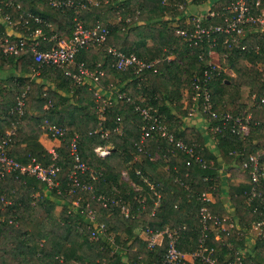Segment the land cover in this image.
<instances>
[{
  "label": "trees",
  "instance_id": "obj_1",
  "mask_svg": "<svg viewBox=\"0 0 264 264\" xmlns=\"http://www.w3.org/2000/svg\"><path fill=\"white\" fill-rule=\"evenodd\" d=\"M79 1L89 5L88 0ZM93 1L88 8L76 9L54 7L48 0H2L0 15H10L14 28L20 29L23 35L40 27L46 35H56L54 42L62 37L70 38L76 21L88 28L97 22L105 25L108 34L103 46L81 47L75 54V62H84L91 69L99 63L105 71L101 78L103 86L110 83L133 99L139 93L148 96L149 103L157 113L164 115V121L176 138H182L187 144L198 143V151L207 164L202 167L192 161L187 165L188 155L158 133L139 143L142 116L131 101L117 98L115 92L112 103L106 105L103 118L99 119L98 101L88 80L78 82L62 68L49 63L36 74V63L29 50L13 55L0 51V69L5 71L0 74V140L7 128L15 127L9 136L7 153L20 162L35 157L47 163L48 149L39 141V136L45 132L40 127L41 122L46 118L67 128L65 138H57L59 145L55 148L60 167L55 176L57 186L47 187L45 182L27 174L18 177L8 174L0 178V196L9 200L8 203L0 200V264H139V261L152 264L161 259L166 250L167 236L162 235L158 244L149 249L137 232L147 226L154 230L176 228L179 248L192 252L197 247L193 240L199 234L200 207L204 205L212 214L222 217L220 214L226 212L225 195L233 204L237 220L233 221L234 227H228V233L213 226L207 234L206 248L214 247L218 264L232 261L239 254L241 262L238 264H261L253 255H246L244 247L248 230L264 219V179L259 187L263 199L254 197L248 203L251 184L239 165L250 152L264 146V100H261L264 98V69L258 64L262 54L253 50L257 43L264 47V38L248 33L245 40L239 42H246L248 50L221 42L214 47L221 54V68L228 66L235 73L228 75L220 69L217 79L210 83L214 109L233 114L243 111L240 101L243 85L248 87L249 94H255V100L250 109L249 133L240 137L224 129L212 138L214 147L211 148L206 143L211 133L203 135L194 127L185 126L180 118L181 115L185 118L194 105L191 77L206 66L209 47L206 42L202 48L190 45V41L175 33V28L184 25L193 28L191 23L187 24L190 17L185 11L189 4H199L201 0ZM228 1L215 0L213 8L221 11V6ZM28 12L32 16H24ZM118 13L123 18L112 23L110 19ZM126 15L131 18L128 22L124 19ZM218 20V17H208L202 22L209 24ZM7 28L8 25L0 22V36L6 35ZM108 44L147 60L159 58L157 72L149 69L136 76L129 70H116L104 49ZM168 54L173 55L172 60L165 59ZM185 88L187 102L184 104L181 98ZM20 97L23 98L21 113L15 110ZM40 99L46 101L48 107L42 115H36L34 111ZM98 120L109 130L105 138L99 132L92 133ZM115 127H121V132L113 130ZM74 133L79 136L81 158L98 172L96 179H92L89 170L79 173L81 180L93 185V191L80 190L68 181L73 163L68 140ZM98 144L110 145V153L103 157L97 155L93 148ZM155 153L158 157L153 158ZM122 169L128 173V179L122 177ZM238 170L246 180L234 183L232 178ZM202 192H210L214 200H202ZM99 193L109 196L108 206L92 197ZM114 198L130 206L129 216L121 212L119 205L111 203ZM74 200L78 201L77 205L73 204ZM60 201L62 206L55 214L54 208ZM92 208L96 220L106 225V233L96 240L88 237L86 214ZM255 251L264 258V222L255 235ZM186 264L207 263L196 258Z\"/></svg>",
  "mask_w": 264,
  "mask_h": 264
},
{
  "label": "built area",
  "instance_id": "obj_2",
  "mask_svg": "<svg viewBox=\"0 0 264 264\" xmlns=\"http://www.w3.org/2000/svg\"><path fill=\"white\" fill-rule=\"evenodd\" d=\"M167 0H163L165 3ZM192 2V0H188ZM2 0H0L1 4ZM49 4L54 7L65 8L73 6L74 8H88L90 3H94L93 0H88L89 5L82 1L74 0H48ZM201 3H208L205 12L195 11L187 13L189 19L187 24L191 23L193 28L190 29L187 25L183 27H176L175 33L181 35L188 41L190 45L204 46V42L209 47L206 60V66L202 71L194 72L191 77V92L194 105H192L188 111L187 116L184 118L187 121H191L197 118V115H201L203 131L208 134L211 133L210 138H215V135L221 133L224 129H229L232 133L237 134L240 137H244L249 133V122L251 114L243 110L239 114H233L230 111L218 112L214 109V102L212 100V93L210 91V83L217 79L220 74V69L225 72L227 67L221 68L219 64L220 53L214 48L218 43H226L227 45H235L241 50H248L249 45L246 42L240 44L239 42L245 40L244 37L249 33L254 37L264 38V0H229L225 5L221 6V11H217L213 8L215 0H201ZM7 4V3H6ZM1 12V5H0ZM188 12V11H185ZM24 16H32L29 12ZM215 17L219 18L216 23H203V18ZM126 22L130 21V16L126 15L124 18ZM34 20L41 22L38 17H34ZM0 22L8 25V28H14L10 15L5 14L1 17ZM27 22V20L25 21ZM108 34V28L100 22L92 25V27H84L80 21H76L73 34L68 39H63L54 42L57 39L56 35H46L40 27L35 28L27 35L23 33L14 34L6 33V35L0 36V51L6 55H13L29 50L32 54L33 60L36 63L35 73L38 74L41 67L46 64H53L64 70L67 75H70L76 81H82L83 77H89V85L92 89V93L96 97V101L102 100L101 107H98V118H103V111L106 105L111 104L113 92L116 93L117 98H124L126 101L133 103L134 109L142 116L143 122L140 125L141 133L139 143L150 136L153 133H158L161 137L167 139L177 149L185 152L188 155L186 164L189 165L193 162L198 163L204 167L207 164L206 159L198 151V143L192 141L187 144L182 138H176L174 134L169 130L167 123L164 121V115L157 113L149 103V97L143 93H139L135 99H133L126 91H119L112 87L110 83L107 86H103L101 78L105 75V71L100 68V64L97 63L94 69L88 68L84 62H75V54L81 47H99L103 46L106 42ZM107 54L110 56L111 66L118 71L129 70L136 76L141 72L151 69L152 72H157L159 58L147 60L137 56L134 52H124L117 48L113 44H108L104 48ZM253 50L262 54L261 62L259 66L264 69V47L261 48L257 43L254 45ZM225 55V53H224ZM199 57H202L200 53ZM217 58V60H216ZM167 61L173 59L172 54L166 55ZM180 62V60H178ZM77 71L74 72L73 70ZM142 76H140V79ZM106 87V88H105ZM105 88V89H104ZM104 93H107L105 96ZM252 100H255V94L251 96ZM263 101L264 98L261 97ZM23 106V98H17L16 111L21 113ZM154 109V110H153ZM218 121V123H217ZM40 127L45 130L49 135L55 138L63 139L67 133V128L59 126L52 121L44 118L40 124ZM15 127L7 130L5 135L0 140V178L5 175L14 174L18 177L20 174L33 175L37 179L45 182L47 187L57 186L58 183L55 179L57 172L59 171V165L57 163L58 153L55 147L48 149V162L42 163L35 157H31L27 162H20L13 156L9 155L6 151L9 136L14 132ZM113 130L121 132V127H115ZM99 132L100 136L105 138L108 136L109 130L102 127L101 120H98V126L92 130V133ZM69 152L72 157V167L68 173L69 183L79 188L80 190L90 191L94 189L93 185L89 182L83 181L79 178L80 174H83L89 170L92 179H96L98 172L91 169L88 164L81 158L79 151V136L74 133L68 140ZM94 152L103 157L110 153L111 146L95 145ZM171 151H174L173 149ZM158 157L155 153L153 158ZM240 170L243 173H247L248 181L251 184L250 190L247 194V202L252 201L254 197L263 199V194L259 190L264 179V146L255 151L250 152L246 157L242 159L239 165ZM80 173V174H79ZM122 177L128 179V173L122 171ZM133 184V183H132ZM134 185V184H133ZM151 187H153L151 185ZM155 194L159 196L158 192ZM97 200H100L103 206H108L109 196L103 193L98 195L92 194ZM202 200L209 201L208 193L202 192L200 194ZM2 202L8 203L9 200L0 196ZM158 199H156L157 203ZM114 205H119L121 212L125 216H129L130 206L120 199L114 198L111 200ZM74 205L78 204L77 200L73 201ZM89 203H86L88 206ZM88 237L92 240H96L100 235L106 233V225L103 222L96 220L94 209H89L86 214ZM198 227L199 234L194 238V242L197 247L192 252L182 251L178 246L177 229L165 227L164 229H152L150 227L142 228L139 233H142L141 237L145 240L146 246L149 249L154 248L162 235L167 236V246L161 259L153 262L152 264H186L188 258H199L201 261L207 264H218L214 255V247L206 248V238L209 230L213 226H219L221 230L228 233V227H234V222L229 220L227 225V217H218L212 214L206 206H201L199 209ZM264 222V219L257 221L253 227L258 230L259 226ZM184 227V226H183ZM238 228V227H237ZM216 238L219 235H215ZM113 242V238H110ZM241 262L240 254L232 261H228L222 264H238ZM130 264V263H125ZM139 264H145L143 261H139Z\"/></svg>",
  "mask_w": 264,
  "mask_h": 264
},
{
  "label": "crops",
  "instance_id": "obj_3",
  "mask_svg": "<svg viewBox=\"0 0 264 264\" xmlns=\"http://www.w3.org/2000/svg\"><path fill=\"white\" fill-rule=\"evenodd\" d=\"M204 4V3H203ZM203 4L199 3V4H195L194 3V8L195 9H192V7L190 8V4L187 6L186 8V11H189V12H195V11H200V7L201 6H204ZM206 8V7H205ZM203 11V10H202ZM205 12V11H204ZM114 23V22H113ZM6 31L8 33H14V34H19L21 32L20 29H18L17 27L15 28H7ZM66 37H62V38H59V40H63L65 39ZM5 73V71L1 70L0 69V74H3ZM9 75V73H8ZM88 80V83H89V77H83V81H87ZM187 89H182V98H181V101L185 104L187 102ZM42 112L40 111V113L38 112L37 108L36 110L34 111V113L36 115H42L45 111V109L48 107V103L46 101L43 100V106H42ZM182 119V121L184 122V125L185 126H191V127H194L196 130H198L199 132L203 133V135H207L204 131H203V128H202V116L201 115H197V118L194 119V120H191V121H187L184 119V116L181 115L180 117ZM39 141L47 148V149H50L52 147H57L59 145V139H55V138H50L45 132L41 133V135L39 136ZM207 145L210 146L211 148L214 147V144H213V141L211 140V138H208L207 141H206ZM123 171H125V169H122ZM226 175H229V172H225ZM237 174H235V177L232 178V180H234V183L236 182H239V181H244L246 180L245 179V176L241 173V171H237L236 172ZM225 187H227V184H225ZM208 196L210 198L209 201H212L214 200V196L209 192L208 193ZM224 199V204H225V208H226V212L224 214H220V216H223V217H227L228 220H232V221H236L237 220V215L234 211V207H233V204L230 202V200L228 199V196L225 195L223 197ZM140 230H138V234L141 236L142 233H139ZM257 234V231L256 229L252 226L248 232H247V241H246V245L244 247L245 251H246V255L250 256V255H253V259H257L261 264H264V258H261L257 252L255 251V235ZM218 235V233L216 234ZM188 261H192L191 258H188Z\"/></svg>",
  "mask_w": 264,
  "mask_h": 264
},
{
  "label": "rangeland",
  "instance_id": "obj_4",
  "mask_svg": "<svg viewBox=\"0 0 264 264\" xmlns=\"http://www.w3.org/2000/svg\"><path fill=\"white\" fill-rule=\"evenodd\" d=\"M201 4H203V3H201ZM204 6H201L200 7V11L201 12H204L205 11V7L207 6L208 7V3H204L203 4ZM192 7V9H195L194 7V4H190V8ZM203 10V11H202ZM187 13H189V11L188 12H186L185 13V15L187 14ZM122 17V15L120 14V13H118L117 14V16L116 17H112L111 19H110V21H112V23L114 22H119V21H121V19L123 18H121ZM132 25V24H131ZM94 50H96V49H94ZM97 50H99L98 48H97ZM216 60H217V58H216ZM225 67H227L226 69V73L225 74H228V75H232V76H234V71L230 68V67H228V66H225ZM88 68H89V66H88ZM91 69V68H90ZM107 86V85H106ZM187 89V88H186ZM240 92H241V98H240V101H241V103L244 105V107H243V110H246V111H248L250 114H251V107L253 106V100H252V98H251V96H252V94H249L248 93V87L247 86H241V89H240ZM93 94V93H92ZM94 96V95H93ZM37 110H38V112L40 113V111L42 112V106H43V100H38L37 101ZM101 105H102V100L101 99H99L98 100V107L100 106L101 107ZM7 130H9V128H7L6 129V131ZM46 133V132H45ZM47 134V133H46ZM51 139L53 138V137H51L49 134H47ZM61 206H62V202L60 201L58 204H56V206H55V208H54V212H55V214H58V212H59V210H60V208H61Z\"/></svg>",
  "mask_w": 264,
  "mask_h": 264
}]
</instances>
